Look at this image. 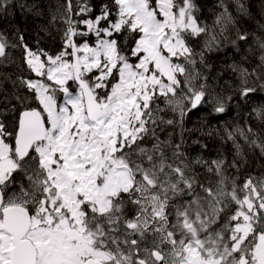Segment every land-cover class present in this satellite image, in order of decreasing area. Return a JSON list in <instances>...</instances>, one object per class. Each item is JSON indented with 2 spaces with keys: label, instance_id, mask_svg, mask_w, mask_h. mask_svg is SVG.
<instances>
[{
  "label": "snow or ice",
  "instance_id": "1",
  "mask_svg": "<svg viewBox=\"0 0 264 264\" xmlns=\"http://www.w3.org/2000/svg\"><path fill=\"white\" fill-rule=\"evenodd\" d=\"M0 264H264V0H0Z\"/></svg>",
  "mask_w": 264,
  "mask_h": 264
},
{
  "label": "trees",
  "instance_id": "2",
  "mask_svg": "<svg viewBox=\"0 0 264 264\" xmlns=\"http://www.w3.org/2000/svg\"><path fill=\"white\" fill-rule=\"evenodd\" d=\"M202 2H203L204 4L210 6L211 3H212V0H202ZM257 7H258V5H257ZM206 14H207V13H206ZM17 22H18V23L20 22L19 17H17ZM29 27H30V26H29ZM46 46L49 47L51 51H55V50L57 49V47H58V45L55 44V43H53V44H48V45H46ZM230 59H231V56H221L220 59L214 60L213 63H214V64H222V62H223L224 60H230ZM193 122H196V121H195V118H193ZM213 123H215V121H213ZM210 146H211V145H210Z\"/></svg>",
  "mask_w": 264,
  "mask_h": 264
}]
</instances>
